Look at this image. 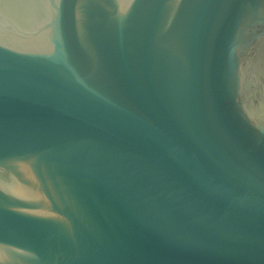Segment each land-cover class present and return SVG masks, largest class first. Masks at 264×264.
<instances>
[{
	"label": "water",
	"instance_id": "water-1",
	"mask_svg": "<svg viewBox=\"0 0 264 264\" xmlns=\"http://www.w3.org/2000/svg\"><path fill=\"white\" fill-rule=\"evenodd\" d=\"M0 264H264V0H0Z\"/></svg>",
	"mask_w": 264,
	"mask_h": 264
}]
</instances>
